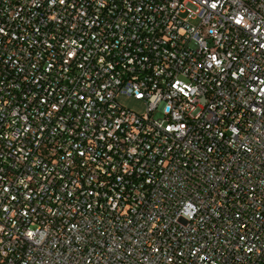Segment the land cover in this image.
Here are the masks:
<instances>
[{
    "label": "built area",
    "instance_id": "2783aa9c",
    "mask_svg": "<svg viewBox=\"0 0 264 264\" xmlns=\"http://www.w3.org/2000/svg\"><path fill=\"white\" fill-rule=\"evenodd\" d=\"M0 264H264V0H0Z\"/></svg>",
    "mask_w": 264,
    "mask_h": 264
},
{
    "label": "rangeland",
    "instance_id": "374dc122",
    "mask_svg": "<svg viewBox=\"0 0 264 264\" xmlns=\"http://www.w3.org/2000/svg\"><path fill=\"white\" fill-rule=\"evenodd\" d=\"M118 101L119 104L122 105L124 108L134 111L138 114H143L145 112V106L141 102H137L129 98H120Z\"/></svg>",
    "mask_w": 264,
    "mask_h": 264
}]
</instances>
